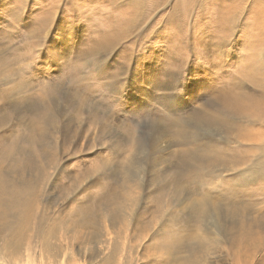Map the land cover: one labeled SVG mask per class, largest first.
<instances>
[{
    "label": "rangeland",
    "instance_id": "1",
    "mask_svg": "<svg viewBox=\"0 0 264 264\" xmlns=\"http://www.w3.org/2000/svg\"><path fill=\"white\" fill-rule=\"evenodd\" d=\"M0 264H264V0H0Z\"/></svg>",
    "mask_w": 264,
    "mask_h": 264
},
{
    "label": "bare ground",
    "instance_id": "2",
    "mask_svg": "<svg viewBox=\"0 0 264 264\" xmlns=\"http://www.w3.org/2000/svg\"><path fill=\"white\" fill-rule=\"evenodd\" d=\"M261 27V26H260ZM224 32V31H223Z\"/></svg>",
    "mask_w": 264,
    "mask_h": 264
}]
</instances>
